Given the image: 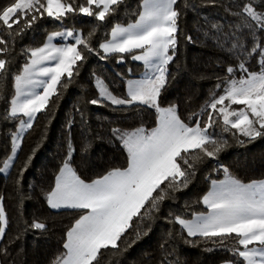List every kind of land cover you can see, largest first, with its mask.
Listing matches in <instances>:
<instances>
[{"label":"trees","instance_id":"1","mask_svg":"<svg viewBox=\"0 0 264 264\" xmlns=\"http://www.w3.org/2000/svg\"><path fill=\"white\" fill-rule=\"evenodd\" d=\"M10 2L0 0V8ZM141 2L123 0L103 22L80 14H70L63 24L44 18L9 40L10 52L4 57L9 61L7 70L0 74V168L12 155V137L22 119L12 118L9 113L15 76L28 60L27 50L42 46L49 34L66 29L85 37L94 31L90 43L95 51L83 50L86 58L77 62L71 80L62 78L57 95L36 114L32 127L23 135L8 171H0V204L7 219L6 225H0L5 227L0 239V264H53L65 254L66 233L86 211L52 210L47 204L46 195L54 188L63 163L67 161L76 175L90 183L113 169L127 167L128 154L113 129L131 132L156 127L154 108L114 105L103 100L96 87L100 80L112 96L127 99V79L142 73V65L131 60L132 53L101 58L104 54L99 50L116 24L126 26L138 18ZM245 3H251L257 13H264L261 0H177L175 4L179 13L177 42L174 52L169 50L173 59L166 66L167 79L159 104L161 108L175 105L181 120L190 126L197 121L203 126L207 121L211 111L207 105L213 93L223 94L231 80L246 79L261 71L262 57L249 53L256 44L264 46V29L242 11ZM4 38L9 39L6 34ZM241 63L247 71L238 67ZM228 67L234 69L231 76L226 72ZM94 99L100 103L89 102ZM213 116L215 123L209 134L218 141H227V145L215 158L194 159L198 150L186 154L193 164L188 172L194 173L187 177V184L177 178L181 181L178 188H167V181L161 185L166 196L159 211L134 217L132 226L117 242L118 247L101 249L94 264H243L236 254L241 246L235 236L223 238V242L220 237H189L175 223L177 217L190 220L206 212L203 197L213 181L228 176L244 184L264 180V135L251 139L230 127L225 131L222 119L216 113ZM148 208L146 205L141 212L146 213ZM35 221L46 228L35 229Z\"/></svg>","mask_w":264,"mask_h":264},{"label":"snow or ice","instance_id":"2","mask_svg":"<svg viewBox=\"0 0 264 264\" xmlns=\"http://www.w3.org/2000/svg\"><path fill=\"white\" fill-rule=\"evenodd\" d=\"M176 2L143 0L138 18L127 26L116 24L111 30V39L99 45L104 53L101 58L112 53L142 50L139 55L133 54L132 59L142 60L146 66L156 62L154 67L158 75L154 79L130 83L128 99L112 96L100 80H97V87L100 96L114 105L139 103L154 108L158 113L157 126L150 131L143 127L131 132L113 129V135L118 136L127 150V167L113 169L90 183L76 175L67 161L63 163L54 188L46 195L47 204L53 209L71 208L86 212L66 233L63 245L66 253L57 257L53 264H94L101 249L118 247L117 242L132 226L134 217L159 211V204L166 196L161 185L167 181L166 187L175 189L181 185L177 178H183L182 183L186 185L187 177L194 174L188 172L193 164L189 163L186 154L198 150L194 159L215 158L227 145V141H218L209 134L215 123L213 113L222 119L225 131L230 127L251 139L264 135V46L260 44L249 53L262 57L260 73L239 81L231 80L223 94L213 93L207 105L211 111L203 126L200 121L194 127L185 123L177 114L175 105L160 107L159 97L167 79L166 66L173 59L169 48L174 52L177 42L179 13L173 7ZM122 3L123 0H11L0 8V28L3 29L0 34V74L7 70L9 61L4 57L10 52L9 40L31 28L38 20L51 18L63 24L70 14H80L103 22ZM261 5L264 6V0ZM242 11L264 29V13H257L251 3L242 5ZM4 34L9 39H5ZM93 35L94 31L87 37L72 30L57 31L49 34L42 46L27 50L28 60L15 76V95L9 113L12 118L20 114L28 118L27 122L20 121L21 129L32 127L31 121L36 114L45 110L50 98L57 95L62 78L66 76L71 80L77 62L86 58L83 50L95 51L90 43ZM57 37L72 38L74 43L58 47L53 44ZM238 67L247 71L243 63ZM226 72L231 76L234 69L228 67ZM37 88L43 89L42 94L35 91ZM89 102L98 104L100 100ZM232 105L244 107L237 110ZM12 143V156L4 161L0 171L9 168L16 155L18 140L13 139ZM180 161L187 168H182ZM154 193L157 194L154 196ZM203 203L209 209L207 215H198L194 220L177 217L175 223L185 229L189 237H220L223 242V238L235 236L243 249H236V254L246 264H264V181L244 184L231 176L219 183L214 181L212 190L203 197ZM146 205H149L148 211L142 213ZM6 224L4 208L0 204V225ZM32 227L44 230L46 225L35 221ZM4 235L5 227L0 226V239ZM250 245L258 247L250 248Z\"/></svg>","mask_w":264,"mask_h":264},{"label":"rangeland","instance_id":"3","mask_svg":"<svg viewBox=\"0 0 264 264\" xmlns=\"http://www.w3.org/2000/svg\"><path fill=\"white\" fill-rule=\"evenodd\" d=\"M142 2H143V0H142ZM142 2H141V5H142ZM141 7V6H140ZM173 7H174V9H175V5H173ZM127 26V25H126ZM66 30V29H65ZM65 30H61V31H65ZM72 31H74V30H72ZM74 32H76V33H79V32H77V31H74ZM80 34V33H79ZM110 34H111V32H110ZM111 39V35L109 36V39L108 40H110ZM70 43H74V41L72 40V38H67V39H65V38H63V37H57L55 40H53V44H55V45H57L58 47H63V46H66L67 44H70ZM171 49V47L169 48V50ZM99 50H100V52L101 53H103L102 52V50L99 48ZM141 51L142 50H135V52L134 53H132V55L133 54H136V55H139V54H141ZM104 54V53H103ZM132 55H131V60H133L132 59ZM133 61H135V62H137V63H139V64H141L142 65V67H143V70H142V73L139 75V77L138 78H128L127 79V81H126V94H127V92H128V85L130 84V83H137V82H142V81H145V80H148V79H154L155 78V76L156 75H158V73L156 72V69H155V67H154V65H155V61H153V64H152V66H146L145 65V63L142 61V60H133ZM25 65V64H24ZM23 68V67H22ZM21 72V71H20ZM96 87H97V82H96ZM103 87L107 90V92H108V89H107V87L105 86V84L103 83ZM97 89H98V91H99V94H100V89L97 87ZM37 93H41L42 94V92H43V89L42 88H37L36 90H35ZM109 93V92H108ZM15 95V94H14ZM101 97V96H100ZM102 98V97H101ZM103 100H105V101H107V102H110L109 100H107V99H104V98H102ZM127 99H128V96H127ZM111 103V102H110ZM133 104H139V103H133ZM125 105H128V104H125ZM142 105V104H141ZM117 106H120V105H117ZM244 106L243 105H232V108L233 109H237V110H239V109H241V108H243ZM19 117H22V119L21 120H24L25 122H27L28 121V118L27 117H24L22 114H20V115H18ZM33 122H34V120H32L31 121V124H33ZM29 129V127H25V128H23V129H21V127H20V123H19V125H18V127H17V129H16V131L14 132V134H13V137H12V142H13V139H17L18 140V144L20 145V142H21V139H22V137H23V135L26 133V131ZM12 146H13V143H12ZM19 148V147H18ZM18 150V149H17ZM12 156V155H11ZM14 159V158H13ZM12 159V160H13ZM12 162V161H11ZM8 169L9 168H7L6 170H4V171H2L3 173H5V172H7L8 171ZM227 178V177H226ZM226 178H223V179H221V180H217V181H215V182H217V183H219V182H222V181H224ZM261 181H264V180H260V181H253V182H261ZM214 182V181H213ZM213 182L211 183V187H210V190L209 191H211L212 190V186H213ZM250 183H252V182H250ZM249 184V183H248ZM208 211H209V209H208ZM208 213H206V214H203V215H207ZM201 215V214H200ZM197 217V216H196ZM195 217V218H196ZM195 218H192V219H190V220H194ZM250 248H252V247H258V245H250L249 246ZM241 250H243L242 249V247H241ZM241 259H242V261H243V264H246V262L243 260V258L241 257ZM223 264H230V263H223Z\"/></svg>","mask_w":264,"mask_h":264},{"label":"crops","instance_id":"4","mask_svg":"<svg viewBox=\"0 0 264 264\" xmlns=\"http://www.w3.org/2000/svg\"><path fill=\"white\" fill-rule=\"evenodd\" d=\"M157 121H158V113H157ZM157 126V125H156ZM120 142H121V144H122V146H123V148L125 149V151L127 152V150H126V148L124 147V145H123V142L120 140ZM128 154V153H127ZM55 186V185H54ZM203 205H204V203H203ZM204 207H205V209H206V212H204V213H200V214H206V213H208V208L204 205ZM52 210H67V209H71V208H59V209H53V208H51ZM86 211V210H85ZM200 214H197V215H195L193 218H195L196 216H198V215H200ZM185 230V229H184ZM185 232L187 233V231L185 230Z\"/></svg>","mask_w":264,"mask_h":264}]
</instances>
